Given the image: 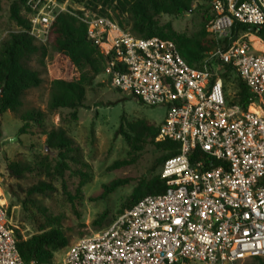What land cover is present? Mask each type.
Instances as JSON below:
<instances>
[{
    "label": "built area",
    "instance_id": "2783aa9c",
    "mask_svg": "<svg viewBox=\"0 0 264 264\" xmlns=\"http://www.w3.org/2000/svg\"><path fill=\"white\" fill-rule=\"evenodd\" d=\"M208 8L216 47L191 66L177 45L138 38L84 8L89 40L111 62L110 86L144 106L164 107L156 142L180 144L161 169L164 193L146 196L110 226L77 239L62 264H243L264 258V51L238 22L264 26V0H199ZM29 34L46 44L69 1L28 0ZM256 36V35H254ZM231 66L253 99L227 100L219 68ZM200 150L203 157L194 158ZM193 160V161H192ZM0 196V264H27ZM29 264H35L34 262Z\"/></svg>",
    "mask_w": 264,
    "mask_h": 264
},
{
    "label": "rangeland",
    "instance_id": "374dc122",
    "mask_svg": "<svg viewBox=\"0 0 264 264\" xmlns=\"http://www.w3.org/2000/svg\"><path fill=\"white\" fill-rule=\"evenodd\" d=\"M16 1L18 0H0V44L11 33L19 31L10 18V7ZM97 8H103L111 16H115L109 6L100 4ZM207 14L210 11L206 7L194 3L190 13L179 17L162 15L159 20L161 24L171 23L178 34L194 37L206 30L207 37L212 38L208 32ZM247 38L251 39V35ZM47 48L49 55L46 58L37 55L30 61V67L40 72L42 85L25 92L18 112L0 114V194H3L7 210L9 208L10 224L16 227L24 239L41 233L43 228L49 226L48 219L42 212L45 210L51 217V228L56 223L54 227L61 228L72 244L80 237L110 226L124 213L121 211L122 205L127 202L137 182L160 173V165L152 171L160 153L151 144L145 145L143 151L134 155V163L122 165L123 161L133 157L129 156L130 146L124 135L119 133V128L123 125V131L128 133L127 122L140 119L159 125L166 116V109L144 106L135 98L113 89L105 70L94 75L88 68H84V75L90 79L87 83L85 107L77 111L78 120H73L71 111L67 109L50 113L47 106L55 73L51 69L52 50ZM222 73H226V69L220 66L219 75L224 82L226 97L232 103L241 81L233 72L227 73L225 78ZM33 109L45 112L44 118L40 125L33 123L27 133L22 134V115ZM58 127L65 128L75 141L77 149L72 155L79 158L81 165L71 162V168L63 177L53 175L48 179L36 165L39 164L38 157L44 159L50 156L53 169L57 153L46 150L48 146L42 132ZM13 161L30 164L31 173L27 172L20 179L11 177L8 163ZM78 172L87 175L88 179L78 175ZM125 179L129 181L126 185L105 193L106 187L112 182ZM43 180H51V190L45 194L27 195L32 185ZM83 181L85 182L82 183ZM15 193L20 197L19 200ZM66 252L67 248L56 252L53 264H62Z\"/></svg>",
    "mask_w": 264,
    "mask_h": 264
},
{
    "label": "trees",
    "instance_id": "16d2710c",
    "mask_svg": "<svg viewBox=\"0 0 264 264\" xmlns=\"http://www.w3.org/2000/svg\"><path fill=\"white\" fill-rule=\"evenodd\" d=\"M27 1L18 0L11 5L10 18L16 23L19 31L11 33L0 44V114L9 111L18 112L22 106V98L25 92L42 85L41 74L38 70L30 67V61L37 55L46 58L49 55L47 47H50L52 50L51 69L55 73V77L51 81L50 100L47 109L50 113L59 109L70 110L71 118L78 120L77 111L85 107L87 83L90 79L87 75H84V68H88L92 74L98 75L106 70L107 65L111 62L110 58L103 55L89 40L87 27L78 18V16H83L81 8L116 21L122 30L130 32L138 38L158 37L174 42L183 58L191 66L202 60L206 52L216 47V41L207 37L206 30L200 32L197 36L187 37L178 34L171 23L161 24L159 20L162 15L179 17L190 13L193 11L194 3H198L200 7H206L200 4L199 0H68L70 9L77 16L69 13L61 14L51 26L46 44L37 43L29 34L30 24L25 13ZM58 1L63 3L67 0ZM100 4L111 7L115 16H111L103 8L98 9L97 7ZM210 19L211 14H207L208 23ZM241 33L254 34L264 42V26L257 28L236 22L233 25L232 36L236 38ZM224 67L226 73H222L223 78L229 72L235 73L231 66ZM252 99L253 96L241 81L234 102L247 108ZM44 115L45 112L39 109H33L23 114L21 119L24 126L21 133H27L33 123L40 125ZM162 122L159 125L145 119L127 122L128 133L123 131V125L119 128V133L124 135L130 146L129 156L133 157L131 160L123 161L122 165L134 163L136 159L134 155L143 151L144 146L147 144L153 145L160 153L156 165L152 168V171H154V168L160 165V173L151 178L140 179L137 182L127 202L122 205V212L130 209L146 196L164 193L167 188L166 180L161 177V169L167 158L176 156L179 153L180 144L171 140L155 141ZM42 134L46 137L45 142L48 148L57 153L55 157L56 164L53 169L51 168V160H49L50 156H46L44 159L38 157L39 164L36 165L46 174L48 179H51L53 175L63 177L66 171L71 168V162L81 165L79 158L72 155L77 147L65 128H50ZM203 156L200 150H196L193 159ZM8 171L11 177L20 179L27 172L30 171L31 173V166L25 162L13 161L8 163ZM79 174L87 177L82 172H78ZM128 182L126 179L114 181L106 187L105 193H110ZM51 188V180H43L32 185L28 189L27 195L45 194ZM14 195L18 200L20 199L16 193ZM7 212L9 216V208ZM42 212L48 219L49 226L43 228L40 231L41 233L24 239L16 230L18 251L27 264L32 262L35 264H53L55 253L71 245L69 236L61 228L54 227L57 225L56 223H53L51 228V217L45 210H42ZM105 216L104 214L103 218ZM250 261L252 263H249ZM243 264H264V258L250 259Z\"/></svg>",
    "mask_w": 264,
    "mask_h": 264
},
{
    "label": "bare ground",
    "instance_id": "6f19581e",
    "mask_svg": "<svg viewBox=\"0 0 264 264\" xmlns=\"http://www.w3.org/2000/svg\"><path fill=\"white\" fill-rule=\"evenodd\" d=\"M251 41L254 43V45L256 46V48H258V49L264 51V42H262L261 39H257L254 35H252V36H251ZM0 193H2V192L0 191ZM1 195H2V194H0V196H1ZM2 203L4 204L5 201L2 200Z\"/></svg>",
    "mask_w": 264,
    "mask_h": 264
},
{
    "label": "water",
    "instance_id": "95a60500",
    "mask_svg": "<svg viewBox=\"0 0 264 264\" xmlns=\"http://www.w3.org/2000/svg\"><path fill=\"white\" fill-rule=\"evenodd\" d=\"M0 93H1V89H0ZM13 141H15V140H11V142H13ZM46 150L48 151V150H49V148H48V147H46Z\"/></svg>",
    "mask_w": 264,
    "mask_h": 264
},
{
    "label": "crops",
    "instance_id": "0c3cea01",
    "mask_svg": "<svg viewBox=\"0 0 264 264\" xmlns=\"http://www.w3.org/2000/svg\"><path fill=\"white\" fill-rule=\"evenodd\" d=\"M263 42V41H262Z\"/></svg>",
    "mask_w": 264,
    "mask_h": 264
}]
</instances>
